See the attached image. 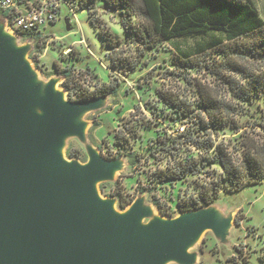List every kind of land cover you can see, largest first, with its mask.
Masks as SVG:
<instances>
[{"label": "rangeland", "instance_id": "1", "mask_svg": "<svg viewBox=\"0 0 264 264\" xmlns=\"http://www.w3.org/2000/svg\"><path fill=\"white\" fill-rule=\"evenodd\" d=\"M245 1L251 3L264 20V0ZM91 6V10H96L94 17L100 21L98 31L107 33L108 39L111 36L114 42L119 41L116 47L122 54L116 58V67L112 66L111 58L118 52H112L108 41L95 32L88 11L76 9L73 17L72 12L63 10L60 19L52 27H46V37L38 43H28L17 30L0 23V69L16 76L13 98L17 107L24 109L33 120L45 117L50 108L58 104L65 108L61 124L35 157L46 162L64 158L73 166L87 169L88 175L69 184L67 192L81 190L89 194L95 188L105 200L102 208L106 211L114 207L118 216H124L121 224L131 233L179 231V245L187 252L183 254L179 245H175L154 264H264V179L238 192L221 191L213 205L187 213L176 211L172 217L162 216L153 205L152 195L158 190L149 188L152 173L158 167L149 156L155 151L153 143L161 137H176L189 126L199 127L196 117L180 116L162 99V93L185 98L195 108L197 86H207L213 95L233 106L234 116L237 108L240 113L236 116L237 126L247 125L238 133L229 126L217 128L211 141H207L202 131L203 148L189 147L183 151V156H204L207 163L205 157H210L219 143L228 144L232 151L245 130L255 134L264 145V131L256 126L264 124V98L255 97L251 104L238 103L231 85L224 82L235 81L237 76L224 72V78L219 79L210 73L226 55L235 54V42H227L223 32L188 35L147 49L141 56V47L132 44L126 36L119 12L104 6L103 0H95ZM67 19L71 24L69 32L66 31ZM249 41L253 45L249 37L240 40V44ZM241 47L238 50L246 52ZM185 58L201 61L206 67L203 71H183L175 64L176 60ZM136 62L137 68L133 69L131 64ZM55 63L61 67L71 66L77 73L88 71V76L79 73L85 86L94 85L96 81L100 84L118 81L120 91L105 100L74 102L55 74ZM131 152L143 156L139 168L129 164ZM68 153L77 154L69 158ZM164 163L165 160V167ZM170 163L173 162L170 160ZM204 171L211 175L189 176L185 183L170 190L172 194L159 190L158 195L162 199L171 196L175 203L184 198L183 195L192 194L198 185L207 186L222 175L216 163L212 167L204 166ZM102 183L105 194L100 191ZM119 191L130 200L125 209L118 207ZM161 218L163 222L170 221L161 223ZM196 235L200 236L198 240L194 239Z\"/></svg>", "mask_w": 264, "mask_h": 264}, {"label": "trees", "instance_id": "2", "mask_svg": "<svg viewBox=\"0 0 264 264\" xmlns=\"http://www.w3.org/2000/svg\"><path fill=\"white\" fill-rule=\"evenodd\" d=\"M93 1L95 0H72L79 6L77 7L79 11H88L95 32L104 41H108V46L113 50L112 52L116 53L119 41L114 42L111 36L108 39L107 33L104 35L105 33L102 34L101 31H98L100 21L94 17L96 10H91ZM103 2L104 6L119 12L125 34L132 44L141 47V56H144L145 50L152 49L174 38L223 32L227 42H235V54L226 55L221 62L212 67L210 73L219 79L224 78V72L237 76L235 81L225 79L224 82L231 85L232 94L238 103L251 104L255 97L264 98V20L246 1L103 0ZM83 5L84 8L80 7ZM7 17H9L8 13L0 11V23L4 27H8L10 24ZM134 19L138 20L137 23ZM48 26L50 28L53 24ZM47 30L48 28L43 27L33 32L20 33V35L26 37L28 43H38L46 37ZM248 37L253 39V45L250 41L247 44H240V40ZM238 47L246 52L238 50ZM121 54L122 51L111 58L113 67H116V58ZM124 60L126 61V59ZM145 64L143 63V65ZM136 65L137 62L131 64L133 69L137 68ZM175 65L183 71H203L206 67L201 61L190 58L178 59ZM54 66L55 74L59 75L65 92L74 102L91 103L105 100L117 96L120 91L121 83L118 81L108 84H100L99 81H96L94 85L85 86L84 82L82 84L80 81L79 73L88 76V71L77 73L71 66L61 67L56 63ZM197 94L196 106L192 108L191 103L187 102L185 98L179 99L177 96L171 97L162 93V99L171 108H174L182 117H196V123H198L196 126H199L194 129L189 126L176 137L158 138L153 143L155 151L149 153V156L158 165L152 173L153 179L149 183L150 190H158L152 195L153 205L165 217H172L176 211L187 213L209 207L217 201L221 191L238 192L250 183L257 185L264 179V145L259 143L255 134L246 132V130L232 151L228 144L219 143L213 154L210 157H205L207 163H204V156L198 155L196 158L190 154L183 156V151L189 150L187 149L189 147L196 150L203 148L205 141L200 136L202 131L207 135V141H211L210 138L217 128L229 126L235 129V133H238L247 127V125L237 126L236 116L240 115L237 108H235L234 116L233 106L213 95L207 86L201 84L197 86ZM256 126L264 131V124ZM75 154L77 153H68L67 155L69 158H74ZM129 156L131 158V161H128L130 165L137 168L142 166L143 156L141 154L131 152ZM164 160L165 167L163 166ZM170 160L173 163H170ZM215 163L221 169L222 175H219L217 180L207 186L198 185L192 194L188 197L185 195L187 198L183 195L184 198L174 203L171 196L162 199L158 195L159 190L172 194L170 190L175 185L185 183L189 176L211 175L204 171V166L212 167ZM116 185L119 187V184L116 183ZM99 187L100 191L105 194L103 183ZM117 196L120 197L118 207L120 209L127 208L130 200L125 199L121 191Z\"/></svg>", "mask_w": 264, "mask_h": 264}, {"label": "water", "instance_id": "3", "mask_svg": "<svg viewBox=\"0 0 264 264\" xmlns=\"http://www.w3.org/2000/svg\"><path fill=\"white\" fill-rule=\"evenodd\" d=\"M65 24L71 31L69 19ZM15 78L0 69V264H154L178 246L179 231L131 233L125 218L111 222L103 205L91 203V192H67L89 171L35 157L65 108L23 118Z\"/></svg>", "mask_w": 264, "mask_h": 264}, {"label": "built area", "instance_id": "4", "mask_svg": "<svg viewBox=\"0 0 264 264\" xmlns=\"http://www.w3.org/2000/svg\"><path fill=\"white\" fill-rule=\"evenodd\" d=\"M77 7L72 0H0V11L8 13L10 17H7L10 24L6 28L15 29L19 33L54 25L63 10H69L74 17Z\"/></svg>", "mask_w": 264, "mask_h": 264}, {"label": "bare ground", "instance_id": "5", "mask_svg": "<svg viewBox=\"0 0 264 264\" xmlns=\"http://www.w3.org/2000/svg\"><path fill=\"white\" fill-rule=\"evenodd\" d=\"M29 72V71H28ZM23 118L27 119V120H30L31 117H29L27 115V113L25 111H22L21 113H19ZM56 165L58 166H61V167H66V166H70L71 165V162L64 159V158H61L59 159L57 162H56ZM90 197H91V203L94 205V206H101V205H104L105 203V200L104 198L98 193V191L94 188L91 190V193H90ZM105 216L111 221V222H114V223H118L120 222L121 220H123L124 216H118L117 215V212L115 210L114 207H111V208H108L107 212L105 213ZM162 221L161 223H166V222H169L170 220L166 221V222H163L164 219L161 218ZM203 234V233H202ZM200 235V234H199ZM199 235H196L194 239L198 240L200 238ZM185 239V238H184ZM182 243V242H181ZM190 246V245H189ZM179 247V246H178ZM189 249V248H188ZM180 252H182L183 254H185L187 252V249L183 247V245L180 246ZM160 260V259H159ZM159 260H157L156 262H158ZM155 262V263H156Z\"/></svg>", "mask_w": 264, "mask_h": 264}, {"label": "crops", "instance_id": "6", "mask_svg": "<svg viewBox=\"0 0 264 264\" xmlns=\"http://www.w3.org/2000/svg\"><path fill=\"white\" fill-rule=\"evenodd\" d=\"M245 1V0H244ZM247 3H249V2H247ZM251 6H252V4L251 3H249ZM253 7V6H252ZM254 8V7H253ZM257 11V10H256ZM258 12V11H257ZM259 14V13H258ZM259 16H260V14H259ZM261 17V16H260Z\"/></svg>", "mask_w": 264, "mask_h": 264}]
</instances>
